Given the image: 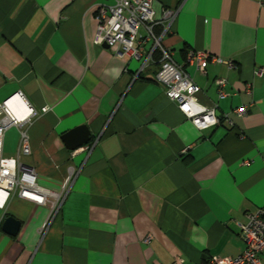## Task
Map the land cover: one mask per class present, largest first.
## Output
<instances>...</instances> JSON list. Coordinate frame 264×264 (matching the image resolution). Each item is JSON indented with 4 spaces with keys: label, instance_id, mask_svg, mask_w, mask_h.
<instances>
[{
    "label": "crops",
    "instance_id": "1",
    "mask_svg": "<svg viewBox=\"0 0 264 264\" xmlns=\"http://www.w3.org/2000/svg\"><path fill=\"white\" fill-rule=\"evenodd\" d=\"M115 2L0 0V105L21 94L37 112L20 160L51 190L69 166L78 171L43 232L47 206L13 195L0 207V264H171L176 255L209 264L242 252L237 222L264 205V75L255 73L264 68V4L152 3L157 18L177 10L162 43L200 88L198 101L233 122L200 129L154 79L158 52L141 68L152 40L140 59L94 42L95 6ZM190 51L235 67L208 62L200 74ZM216 77L227 79L223 98ZM244 104V116L233 112ZM80 126L88 141L68 149L62 134ZM18 140L16 126L6 129L3 155L14 156ZM7 216L20 221L15 235L2 229Z\"/></svg>",
    "mask_w": 264,
    "mask_h": 264
},
{
    "label": "built area",
    "instance_id": "2",
    "mask_svg": "<svg viewBox=\"0 0 264 264\" xmlns=\"http://www.w3.org/2000/svg\"><path fill=\"white\" fill-rule=\"evenodd\" d=\"M154 1L116 0L113 5H96L97 31L94 42L99 45L107 44L117 55L140 59L146 42L152 40L150 51L141 68L151 59L154 52H158L160 65L154 79L162 85L165 95L178 109L200 129L215 126L221 119L232 124L228 114L218 113L216 104L205 106L198 101L197 94L200 88L162 43V37L177 10L163 9L162 18L168 20V23L164 24L162 18L155 16L152 7ZM259 1L264 4V0ZM157 27H160L159 31ZM217 61L224 63L228 68L235 67L233 60H222L205 51H190L186 57V62L192 63L195 70L203 75L206 74V64ZM255 73L263 76L264 68L257 69ZM214 83L218 97H225L224 87L227 79L216 77ZM243 90L251 95V83L245 82ZM247 109L248 104H244L234 108L233 112L244 116ZM45 110L46 108H42V111ZM36 114L37 112L21 94H15L0 105V207H3L13 195L47 206L49 213L41 226L43 232L60 210L78 171L75 167L69 166L58 189L51 190L38 183L37 173L32 165L20 160L21 156H28L31 153L26 127ZM11 126L19 129L18 150L14 156H5L2 153L3 135ZM237 226L245 242L242 252L235 256L212 257L209 264H264V205L246 213V222H237ZM148 240L149 237H146L145 241ZM171 264H184V261L176 255Z\"/></svg>",
    "mask_w": 264,
    "mask_h": 264
},
{
    "label": "water",
    "instance_id": "3",
    "mask_svg": "<svg viewBox=\"0 0 264 264\" xmlns=\"http://www.w3.org/2000/svg\"><path fill=\"white\" fill-rule=\"evenodd\" d=\"M103 46L108 47L107 44H103ZM61 138L68 149H74L88 141L89 131L86 126H80L62 134ZM19 228L20 221L18 219L12 216H7L6 218H4L2 229L6 233L15 235L18 232Z\"/></svg>",
    "mask_w": 264,
    "mask_h": 264
},
{
    "label": "trees",
    "instance_id": "4",
    "mask_svg": "<svg viewBox=\"0 0 264 264\" xmlns=\"http://www.w3.org/2000/svg\"><path fill=\"white\" fill-rule=\"evenodd\" d=\"M157 31H159V29H157Z\"/></svg>",
    "mask_w": 264,
    "mask_h": 264
}]
</instances>
